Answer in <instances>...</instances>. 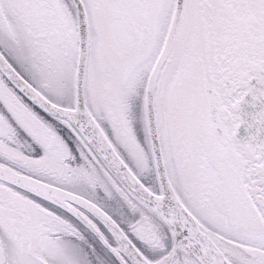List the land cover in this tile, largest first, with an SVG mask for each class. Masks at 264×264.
Returning a JSON list of instances; mask_svg holds the SVG:
<instances>
[{
	"label": "snow or ice",
	"instance_id": "6c2138e0",
	"mask_svg": "<svg viewBox=\"0 0 264 264\" xmlns=\"http://www.w3.org/2000/svg\"><path fill=\"white\" fill-rule=\"evenodd\" d=\"M0 264H264V0H0Z\"/></svg>",
	"mask_w": 264,
	"mask_h": 264
}]
</instances>
